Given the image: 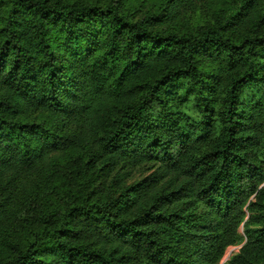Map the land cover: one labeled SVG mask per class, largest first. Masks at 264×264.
I'll return each instance as SVG.
<instances>
[{
	"label": "trees",
	"instance_id": "1",
	"mask_svg": "<svg viewBox=\"0 0 264 264\" xmlns=\"http://www.w3.org/2000/svg\"><path fill=\"white\" fill-rule=\"evenodd\" d=\"M264 264V0H0V264Z\"/></svg>",
	"mask_w": 264,
	"mask_h": 264
},
{
	"label": "rangeland",
	"instance_id": "2",
	"mask_svg": "<svg viewBox=\"0 0 264 264\" xmlns=\"http://www.w3.org/2000/svg\"><path fill=\"white\" fill-rule=\"evenodd\" d=\"M238 252H239V247L229 248V249H227L225 256L228 255L229 258H231L233 255L237 254ZM225 256H224V257H225ZM223 260H224V258L222 259V261H221L220 264H223V263H222ZM228 260H229V259H228ZM228 260H227V261H228Z\"/></svg>",
	"mask_w": 264,
	"mask_h": 264
},
{
	"label": "built area",
	"instance_id": "3",
	"mask_svg": "<svg viewBox=\"0 0 264 264\" xmlns=\"http://www.w3.org/2000/svg\"><path fill=\"white\" fill-rule=\"evenodd\" d=\"M228 259H229V256H228V255H227V256H225V257H224V260H223V262H222V263L224 264V263H225V262H226Z\"/></svg>",
	"mask_w": 264,
	"mask_h": 264
}]
</instances>
